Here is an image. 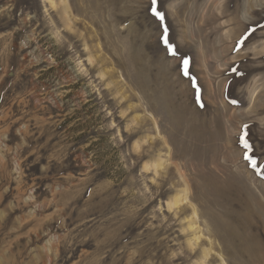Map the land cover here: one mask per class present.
Instances as JSON below:
<instances>
[{
    "label": "rangeland",
    "instance_id": "rangeland-1",
    "mask_svg": "<svg viewBox=\"0 0 264 264\" xmlns=\"http://www.w3.org/2000/svg\"><path fill=\"white\" fill-rule=\"evenodd\" d=\"M0 264H264V0H0Z\"/></svg>",
    "mask_w": 264,
    "mask_h": 264
},
{
    "label": "snow or ice",
    "instance_id": "snow-or-ice-1",
    "mask_svg": "<svg viewBox=\"0 0 264 264\" xmlns=\"http://www.w3.org/2000/svg\"><path fill=\"white\" fill-rule=\"evenodd\" d=\"M155 2V0H154ZM153 12L155 13V15H157L161 20L164 19V14L162 12H159L157 11L155 8H153ZM163 40H164V43L166 45H168L170 48L174 47L172 45L169 44V39H168V35H167V28H165V34L163 36ZM245 143L247 144V141H245Z\"/></svg>",
    "mask_w": 264,
    "mask_h": 264
},
{
    "label": "bare ground",
    "instance_id": "bare-ground-1",
    "mask_svg": "<svg viewBox=\"0 0 264 264\" xmlns=\"http://www.w3.org/2000/svg\"><path fill=\"white\" fill-rule=\"evenodd\" d=\"M185 199H187V197H184V198H181V199H176L175 200V202H173L172 204H170L169 206L170 207H172V206H175V205H177L178 203H180L182 200H185ZM194 213H195V215H196V211H194ZM189 228L191 229V228H193V226L191 225V224H189ZM196 240L198 239V238H195ZM192 243V242H191ZM208 255V252H205L204 253V256H207ZM224 261V260H223Z\"/></svg>",
    "mask_w": 264,
    "mask_h": 264
}]
</instances>
